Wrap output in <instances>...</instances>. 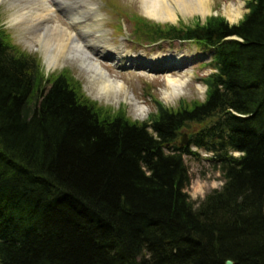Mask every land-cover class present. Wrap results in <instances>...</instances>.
<instances>
[{
	"label": "trees",
	"instance_id": "trees-1",
	"mask_svg": "<svg viewBox=\"0 0 264 264\" xmlns=\"http://www.w3.org/2000/svg\"><path fill=\"white\" fill-rule=\"evenodd\" d=\"M246 8L232 25L135 20L139 39L214 52L203 101L140 122L45 75L0 26V264H264V0ZM199 151L224 182L195 204Z\"/></svg>",
	"mask_w": 264,
	"mask_h": 264
},
{
	"label": "rangeland",
	"instance_id": "rangeland-1",
	"mask_svg": "<svg viewBox=\"0 0 264 264\" xmlns=\"http://www.w3.org/2000/svg\"><path fill=\"white\" fill-rule=\"evenodd\" d=\"M30 1L38 0H2L0 1V26L9 34L12 44L17 46L24 54L33 56L38 59V65L45 75H55L66 70L67 76L80 88L82 95L90 101L95 102L98 106L110 110L112 113L123 112L130 120L135 122L146 121L149 116L156 111V102H162L170 109L179 108V102L191 104L193 101H203L206 94V86L203 83V78L210 73L211 69L207 65L209 57L207 54L201 53L196 46L191 42H173V44L162 43L153 46H144L145 43L139 41L134 36V21L141 18L146 21L154 22V19L146 16L141 9L139 0H65L66 2H78L72 7L80 5L81 8H87L84 1L94 4L97 7L99 30L103 29L102 33L108 44L122 45L125 49L131 52V55L136 57H147L146 60H152L151 57H156L160 53L170 60V57L176 61L179 60L183 66L179 68H171L169 71L152 72L144 69L135 70L132 68H115L111 62L105 60L104 70L109 74L111 79L117 80L124 85L123 91H119L116 95L112 94L108 97L98 94L94 82L90 81L85 70L80 69L79 60L75 57L59 60L54 69H48L45 63L44 55L39 46L31 41L32 32L22 33L20 29L13 26L10 21L13 12L20 7L21 4ZM247 0H211V13L205 18L215 15L226 20L229 24H237L248 12L246 9ZM51 3V2H50ZM225 3H233L234 6L241 4V16L233 22H230L224 15L223 7ZM56 13L54 18L65 26H69L66 19L65 11H61L60 7L55 8ZM59 9V11H58ZM62 12V13H61ZM204 17L201 15L187 16L179 14L178 21L183 20V24L192 25L194 21H201ZM156 22V21H155ZM169 23V22H166ZM178 23V22H177ZM182 23V22H180ZM43 31V30H42ZM145 41V40H144ZM162 59V58H161ZM205 62L204 64H202ZM173 62H170L172 64ZM169 65V64H166ZM165 67V66H164ZM179 78L184 82L180 94L173 98H165L164 92L170 89L166 83V78ZM116 98H115V96ZM134 102L142 106L144 110L138 111ZM186 135L182 132L180 137ZM206 158L205 154L201 155ZM185 164L189 171L190 182L186 188L191 201L195 204L199 203L204 197L213 190L220 189L224 180L219 170L205 159L195 160L191 157H184ZM216 185V187H213ZM195 193V198L193 197Z\"/></svg>",
	"mask_w": 264,
	"mask_h": 264
},
{
	"label": "bare ground",
	"instance_id": "bare-ground-1",
	"mask_svg": "<svg viewBox=\"0 0 264 264\" xmlns=\"http://www.w3.org/2000/svg\"><path fill=\"white\" fill-rule=\"evenodd\" d=\"M210 1L139 0L144 14L161 22H175L179 19V14L187 16L197 14L205 17L212 10ZM58 3L61 4V1H27L13 12L10 18L11 24L20 29L22 33H33L30 37L31 41H27V43L34 42L39 46L48 69H54L59 60L64 59L65 56L75 57L79 60L80 69L85 70L90 81L94 82L93 85L98 94L108 97L123 91V83L111 79L100 65L99 60L93 57L106 54L105 58L121 67L127 66L131 63L130 61L137 62L138 60L128 57V52L122 49L123 46L104 47L102 45L105 43L103 36L96 35L101 32L99 30V15L91 3L85 2L87 8H81L79 5L77 10H68L69 26L60 24L53 16ZM223 11L230 22L236 21L241 16V4L234 6L233 3H225ZM159 58L149 63L157 64L161 62ZM144 65L148 64L145 62ZM166 83L170 89L164 92L165 98L178 96L184 84L179 78L172 77H167ZM134 106L140 112L144 110L136 102H134Z\"/></svg>",
	"mask_w": 264,
	"mask_h": 264
},
{
	"label": "clouds",
	"instance_id": "clouds-1",
	"mask_svg": "<svg viewBox=\"0 0 264 264\" xmlns=\"http://www.w3.org/2000/svg\"><path fill=\"white\" fill-rule=\"evenodd\" d=\"M233 155L236 158H240L243 155V153H241V152H235V153H233ZM213 187H216V185H213ZM193 197L195 198V193H193Z\"/></svg>",
	"mask_w": 264,
	"mask_h": 264
},
{
	"label": "water",
	"instance_id": "water-1",
	"mask_svg": "<svg viewBox=\"0 0 264 264\" xmlns=\"http://www.w3.org/2000/svg\"><path fill=\"white\" fill-rule=\"evenodd\" d=\"M184 143H186L185 136H183V138H182L181 145L184 144ZM226 264H233V262H232L231 260H227V261H226Z\"/></svg>",
	"mask_w": 264,
	"mask_h": 264
}]
</instances>
